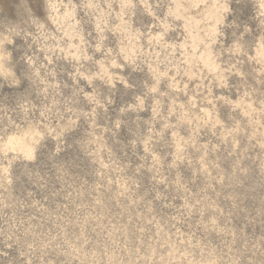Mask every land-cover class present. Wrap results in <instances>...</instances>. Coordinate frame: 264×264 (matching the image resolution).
I'll use <instances>...</instances> for the list:
<instances>
[{
	"label": "clouds",
	"instance_id": "clouds-1",
	"mask_svg": "<svg viewBox=\"0 0 264 264\" xmlns=\"http://www.w3.org/2000/svg\"><path fill=\"white\" fill-rule=\"evenodd\" d=\"M114 2L115 13L111 0L107 10L99 0H0V164L11 167L0 169V264H264V91L252 104L226 99L264 89V0H213L210 14L196 12L203 37L192 36L191 13L206 10L204 0ZM253 62L258 78L246 70ZM185 77L199 78L210 113L193 99L176 103ZM181 124L208 144L183 140ZM24 130L27 155L6 143ZM108 142L134 163L144 151L143 163L123 165L130 191L110 204L80 175L105 182L96 172ZM185 164L196 169L186 179H157ZM18 181L27 185L20 195Z\"/></svg>",
	"mask_w": 264,
	"mask_h": 264
},
{
	"label": "rangeland",
	"instance_id": "rangeland-1",
	"mask_svg": "<svg viewBox=\"0 0 264 264\" xmlns=\"http://www.w3.org/2000/svg\"><path fill=\"white\" fill-rule=\"evenodd\" d=\"M74 2H77V0H74ZM101 8L107 10V2H110V0H99ZM112 2V10L113 13L118 12L119 11V6L117 3L114 2V0H111ZM179 3H183L184 0H178ZM204 3L208 6L207 9H198L194 12L191 13L193 20L191 23V32H192V36L196 37V36H200L203 37L204 36V32L201 31L202 28L205 27V25L203 24L202 20H201V16L197 15L196 12L200 11L203 12L204 14H210L213 9H211V4L213 3V0H204ZM82 15V13H80L79 15H77V19H80V16ZM118 21H116L114 19V15L108 18V26L109 27H114L115 23H117ZM144 23L145 24H150L152 23V18L150 17H146L144 18ZM103 26V25H102ZM86 31H92L93 35H96L95 31H94V27L92 28H88ZM141 31H144V29H141ZM104 35L108 38L107 41V46L108 47H117L116 44V40L113 36V33H111L110 31H105ZM169 37L171 38L170 42H174V43H180V40H177L175 37V33L173 32H169ZM141 44H144L145 41L141 40L140 41ZM189 43H192V41H189ZM205 43H208L207 40H205ZM227 43H230V41H225V46L227 45ZM219 49V42L217 43V45H210V51L212 56H215V53L218 52ZM191 51V50H190ZM204 51V46L203 45H199L196 49V54L199 55L200 52ZM177 56H179V52H177L176 54ZM43 58V57H41ZM100 57L97 56L96 59H99ZM221 59L226 60L227 59V55H224ZM219 62V61H218ZM61 64H63L64 62L61 61ZM163 65H161V70H163ZM201 67H203L201 65ZM253 69H255L254 75L258 78L260 73H259V65L255 64L253 62V64L251 65H246V70L249 72H252ZM93 70H96L95 68ZM129 70L125 69L124 73L121 74H126ZM195 71V69H194ZM204 75H208V70L205 69L204 70ZM137 76V78H140L142 76L141 73H137L135 74ZM169 75H172V71H169ZM177 79L179 80L180 78L177 77ZM187 83L188 84V90H187V95H185V93L181 92L179 94L178 97H176V103H185L188 99H193L196 102V105L198 107V110H206L207 112H211L212 109L211 107L207 106L206 104H202L200 99H199V94L195 92V88H196V84L199 83V78H197L196 80H193L192 82H188L187 78L185 77L183 81H181V86H183V84ZM204 83H207V80L204 81ZM233 83H235V81H233ZM249 83H253V81H249ZM118 88L122 87L121 85H117ZM258 91L256 94V97H253L252 99H248L245 98L242 94L241 95H237L235 94V90H233V94L231 96H227L226 95V99H228L230 102L234 103V104H243V105H247V104H252L253 100H255L257 97H259L260 95V91H264V89H259V86L257 85ZM90 90V89H89ZM162 90H164L162 88ZM215 95H224L216 90H213ZM117 103H119V94H117ZM172 103V101L170 100H165V106H169ZM253 106H255L253 104ZM241 111H243V109H241ZM109 115L111 116V113H109ZM216 118H221L220 117V113L219 110L216 112ZM114 118V117H113ZM176 116H173L171 118V123L175 124L176 123ZM222 119V118H221ZM179 137H182L183 140H187L189 138V136L193 137L194 142H198L199 144H204L207 145L208 144V138L204 136V134L201 132L198 135L193 133V130L190 126L188 125H184L181 124L179 126H177L174 129ZM171 132L172 130H169L168 132V136L169 138H171ZM30 138V133L27 130H24L20 133L17 134H13V135H9L7 137V148L8 149H20L22 151L25 152V155H27V146H28V140ZM105 140L107 141V136H105ZM212 143L215 144L216 141L213 139ZM176 148H183V141H181V143L179 145H176V147H174L172 149L173 152L176 151ZM7 150V149H5ZM127 150L126 149H117L115 147L112 146V142H108V146H107V150H101L100 154H99V163L97 164V172L96 175L97 176H101V175H105V173H108L105 179V182L103 184H101L98 180L93 181V180H88L87 177H83L84 173L81 172V180L85 183H87L89 185V189L91 190L92 187L94 186L95 191L93 193L94 198L97 201H103L106 200L108 201V203L110 204L111 201L115 198H123V194L127 191H130L129 189V180L133 179L134 177L131 176V173H129L126 169L123 168V165L127 164L130 168H134L137 165L143 163V161L141 160V157H143L144 155V151L143 149H141V151L136 155L135 157V163L131 160V159H123L125 152ZM189 153H191V149H188ZM156 155H159L160 153L157 152L155 153ZM11 156L12 153H9V161L11 160ZM111 156V159L109 158ZM129 156H131V154L129 153ZM189 159H191V156H189ZM197 160L200 159V157H196ZM170 162V161H169ZM151 164V158H149V166ZM111 165V171H109V166ZM203 167H206L207 165H202ZM103 168L104 172H100L99 169ZM0 169H7L8 172H11V167L9 165L8 162H5L3 164H0ZM162 174L159 175L157 177L158 180L160 181H167L169 178H176L177 175L181 178V180L186 179L187 177L191 176L193 173L196 172L195 168H192L191 171L188 170L187 168V164H185L184 166L181 167L179 173H176L175 171L171 174H169V172L166 169H162ZM137 183H139V181L137 180ZM27 187V185L22 184L21 182H17L16 185V189H15V193L17 195L22 194L25 191V188ZM191 187V186H189ZM201 187H203V185L201 184ZM192 191H196V189H192ZM0 192H3V189H0ZM107 211V206L105 208L104 211L100 212L101 217L105 216V213ZM169 215L175 214L174 212H169ZM146 215V213H145ZM146 219H151L150 216H146ZM117 221H113V223L115 224ZM120 223L124 226L125 231H127V227L129 224V217L124 216L120 218ZM9 255L10 257H15L17 255L15 249L9 250ZM5 259L7 260L8 257H5Z\"/></svg>",
	"mask_w": 264,
	"mask_h": 264
}]
</instances>
